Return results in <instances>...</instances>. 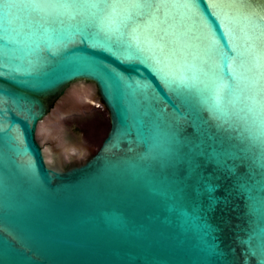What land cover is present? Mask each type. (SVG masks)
<instances>
[{
    "label": "water",
    "instance_id": "water-1",
    "mask_svg": "<svg viewBox=\"0 0 264 264\" xmlns=\"http://www.w3.org/2000/svg\"><path fill=\"white\" fill-rule=\"evenodd\" d=\"M20 15L19 43L10 46L7 65H0V187L10 185L20 207L0 220L4 264H245L249 248L256 255L249 253L247 264H258L264 229L248 223L253 218L245 214V197L225 189L249 166L258 179L264 165V136L251 139L264 124L260 0H178L159 10L169 17L161 26L167 29V47L182 49L203 70L199 87L205 106L197 115L213 132L223 122L232 144L250 148L248 159L229 161L237 165L235 176L214 181L221 185L214 209L205 195L201 212L188 205L183 215L153 202L143 179L126 164L148 148V143H137L138 131L150 143L147 122L165 107L168 113L175 105L185 111L182 99L139 64L135 47L114 46L91 28L82 42L77 29L84 15L66 14L63 23L42 21L31 10ZM144 22L145 17H136L121 27L139 37L147 51L161 33L151 26L133 32ZM224 56L230 58L227 65ZM88 64L107 65L130 77L131 86L106 87ZM144 80L151 84L138 87L136 81ZM214 98L222 112L209 110ZM95 107L107 112L110 129L94 151L71 140L61 117ZM181 127L182 136L194 134L191 119ZM129 182L137 191L125 196ZM114 216L123 223L111 222ZM249 239L250 244L241 243Z\"/></svg>",
    "mask_w": 264,
    "mask_h": 264
},
{
    "label": "snow or ice",
    "instance_id": "snow-or-ice-1",
    "mask_svg": "<svg viewBox=\"0 0 264 264\" xmlns=\"http://www.w3.org/2000/svg\"><path fill=\"white\" fill-rule=\"evenodd\" d=\"M240 2L251 3L252 0H240ZM176 3L178 0H0V65H7L10 46L19 43L16 36L21 29L20 13L25 10L36 12L45 22L51 19L63 23L62 17L66 14L70 16L82 14L85 17L84 24L82 28L77 29L82 35V42H86L88 30L91 28L103 33L114 46L135 47L140 54L139 64L147 69L166 91L175 92L186 105V110L181 111L180 106L175 105L171 113L167 112L166 107L157 111L147 122V127L151 131V142L145 140L142 131H138L137 134V143H148L147 150L137 153L126 164L136 177L143 179L144 187L153 202L183 215L188 205H191L197 213L201 212L202 198L205 195H207L208 208L214 209L221 199L215 196L221 185L214 181L235 176L237 165L230 164L229 161L248 159L250 148H239L238 145L232 144L234 137L230 130L224 127L223 122L217 123L216 131L213 132L208 121L201 120L197 115L199 108L205 106L200 98L199 87L202 83L199 73L203 70L197 69L196 64L188 60L189 54L184 53L182 49L167 47L165 44L167 29L161 27L167 25L169 17L160 16L159 10L161 7ZM260 3L264 5V0H260ZM117 16L120 17L119 22L115 19ZM136 17H145V22L143 25H137L133 32L141 27L151 26L161 33L159 40L147 51L141 46L139 37L125 33L121 27V25L126 26L128 21ZM254 27L258 29L260 25L256 24ZM191 55L194 61L196 55ZM229 59L228 56H224L223 63L227 65ZM120 63L126 62L121 60ZM173 64L175 67L172 66ZM87 68L99 75L108 88L113 87L114 84L131 86L130 77L126 79L124 75L115 73L107 65L88 64ZM189 70L192 72L191 75H188ZM204 75L207 76L208 73ZM217 79L219 80L218 77ZM136 84L140 87L150 85L151 82L136 81ZM220 86L222 81L217 84V87ZM209 110L223 111L218 99L214 98ZM189 119L192 121L194 134L182 136L181 122H187ZM260 136H264V124L251 139L254 142ZM238 138L242 141L243 134ZM128 151L134 149L129 147ZM252 160L253 163H258L255 157ZM260 166L261 173L258 179L257 173L249 166L245 174L236 176L233 184L225 189L229 195L235 191L238 196L245 197L247 209L245 214L253 218L248 223L260 225L257 231L264 229V165ZM31 175L34 185L38 184L35 173L32 172ZM135 191L137 186L129 182L124 195L128 196ZM19 211L20 207L13 198L11 186L4 183L0 187V220ZM196 218L199 219V215ZM109 219L116 224L123 223L120 217L114 216ZM241 243L250 244V239ZM260 247L258 264H264V243ZM249 253L256 255L254 249L246 250L245 264ZM5 254L0 251V264H4Z\"/></svg>",
    "mask_w": 264,
    "mask_h": 264
},
{
    "label": "rangeland",
    "instance_id": "rangeland-1",
    "mask_svg": "<svg viewBox=\"0 0 264 264\" xmlns=\"http://www.w3.org/2000/svg\"><path fill=\"white\" fill-rule=\"evenodd\" d=\"M61 128L71 140L79 141L92 150H98L106 137L110 123L103 107L79 109L76 114L61 117Z\"/></svg>",
    "mask_w": 264,
    "mask_h": 264
}]
</instances>
